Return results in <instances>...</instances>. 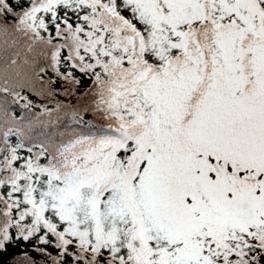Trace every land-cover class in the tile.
I'll return each mask as SVG.
<instances>
[{
	"label": "snow or ice",
	"instance_id": "obj_1",
	"mask_svg": "<svg viewBox=\"0 0 264 264\" xmlns=\"http://www.w3.org/2000/svg\"><path fill=\"white\" fill-rule=\"evenodd\" d=\"M0 264H264V0H0Z\"/></svg>",
	"mask_w": 264,
	"mask_h": 264
},
{
	"label": "trees",
	"instance_id": "obj_2",
	"mask_svg": "<svg viewBox=\"0 0 264 264\" xmlns=\"http://www.w3.org/2000/svg\"><path fill=\"white\" fill-rule=\"evenodd\" d=\"M19 249H16V248H13V249H10L8 254L3 258L4 260H9L14 254H17L19 253Z\"/></svg>",
	"mask_w": 264,
	"mask_h": 264
}]
</instances>
